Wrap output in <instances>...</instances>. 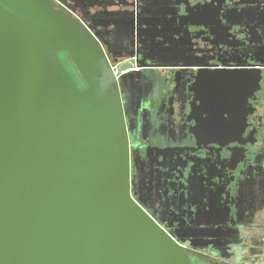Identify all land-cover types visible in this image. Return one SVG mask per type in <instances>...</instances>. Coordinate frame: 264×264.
Segmentation results:
<instances>
[{
  "label": "flooded vegetation",
  "instance_id": "1",
  "mask_svg": "<svg viewBox=\"0 0 264 264\" xmlns=\"http://www.w3.org/2000/svg\"><path fill=\"white\" fill-rule=\"evenodd\" d=\"M55 2L99 32L111 63L138 65L119 79L133 196L182 236L225 227L192 237L208 249L189 246L191 264L193 254L219 262L213 251L227 249L264 264V0ZM56 55L69 84L85 89Z\"/></svg>",
  "mask_w": 264,
  "mask_h": 264
},
{
  "label": "water",
  "instance_id": "2",
  "mask_svg": "<svg viewBox=\"0 0 264 264\" xmlns=\"http://www.w3.org/2000/svg\"><path fill=\"white\" fill-rule=\"evenodd\" d=\"M13 1L45 27L0 4V264H191L194 250L131 193L119 79L138 65L117 76L65 4ZM62 52L85 89L60 73Z\"/></svg>",
  "mask_w": 264,
  "mask_h": 264
},
{
  "label": "trees",
  "instance_id": "3",
  "mask_svg": "<svg viewBox=\"0 0 264 264\" xmlns=\"http://www.w3.org/2000/svg\"><path fill=\"white\" fill-rule=\"evenodd\" d=\"M8 4L7 6L12 9L13 11H15L16 13L21 14L24 17H29L30 19H32L34 22H36L37 24L41 25L42 27H45L40 21H38L34 16H32L30 13H28L25 9H23L20 5H18L16 2H14L13 0H7ZM54 3L55 0H51ZM49 51H52V49H49ZM54 55H53V59H54ZM60 61L62 62V64H64V66L66 65L68 72L70 75L75 74V70L73 69L72 65L69 64L68 60L66 59V57L64 56V52H62V54L60 53ZM58 68V67H57ZM59 69V68H58ZM63 76V75H62ZM65 79H67L68 76H63ZM233 215L232 210L230 211V216ZM171 233H173L177 239L182 242L183 244H186L188 246H191L195 249L198 250H205L208 249L207 245H204L202 243L196 244L194 242H192V237L194 236H198V237H206V236H212V235H208V232L212 229H224V226H220L218 224H214L212 226H205V227H185L183 228V233L185 234L184 236L180 235L175 228H170L165 226ZM194 257V261L196 264H222L220 262L214 261L212 259H209L207 257H204L202 255H196L193 254Z\"/></svg>",
  "mask_w": 264,
  "mask_h": 264
},
{
  "label": "rangeland",
  "instance_id": "4",
  "mask_svg": "<svg viewBox=\"0 0 264 264\" xmlns=\"http://www.w3.org/2000/svg\"><path fill=\"white\" fill-rule=\"evenodd\" d=\"M231 250L232 251H228V249H227L226 252H221L220 250L213 251V253L215 254L213 257L215 259H217L222 264H230V263H233L232 261H230V259H232V258H233L232 260L236 259L238 262H241V263L244 262L246 264H259L260 261H261L260 258L257 259L258 256H257V254H255L254 251L251 252V253H249V254L243 255V254H241L240 249L238 250V254L235 253L234 249H231ZM202 255H204V254H202ZM216 255H218V256H216Z\"/></svg>",
  "mask_w": 264,
  "mask_h": 264
},
{
  "label": "built area",
  "instance_id": "5",
  "mask_svg": "<svg viewBox=\"0 0 264 264\" xmlns=\"http://www.w3.org/2000/svg\"><path fill=\"white\" fill-rule=\"evenodd\" d=\"M111 64H112V69H113L114 73L117 75L118 74L117 64L116 63H111ZM130 69H128V70H130ZM135 69H138V67H136ZM128 70L123 71V73L128 71Z\"/></svg>",
  "mask_w": 264,
  "mask_h": 264
}]
</instances>
